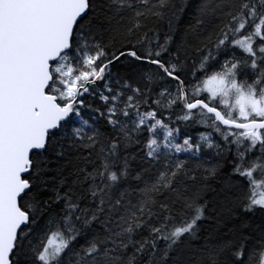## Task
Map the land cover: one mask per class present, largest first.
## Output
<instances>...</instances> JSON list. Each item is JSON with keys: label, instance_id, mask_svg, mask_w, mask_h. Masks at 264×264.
Here are the masks:
<instances>
[{"label": "snow or ice", "instance_id": "obj_1", "mask_svg": "<svg viewBox=\"0 0 264 264\" xmlns=\"http://www.w3.org/2000/svg\"><path fill=\"white\" fill-rule=\"evenodd\" d=\"M0 264H264V0H0Z\"/></svg>", "mask_w": 264, "mask_h": 264}]
</instances>
